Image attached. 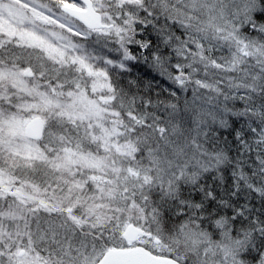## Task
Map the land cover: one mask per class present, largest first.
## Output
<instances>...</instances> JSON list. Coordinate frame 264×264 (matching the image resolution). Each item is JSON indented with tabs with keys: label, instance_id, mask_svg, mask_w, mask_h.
Segmentation results:
<instances>
[{
	"label": "snow or ice",
	"instance_id": "snow-or-ice-1",
	"mask_svg": "<svg viewBox=\"0 0 264 264\" xmlns=\"http://www.w3.org/2000/svg\"><path fill=\"white\" fill-rule=\"evenodd\" d=\"M0 264H264V0H0Z\"/></svg>",
	"mask_w": 264,
	"mask_h": 264
}]
</instances>
